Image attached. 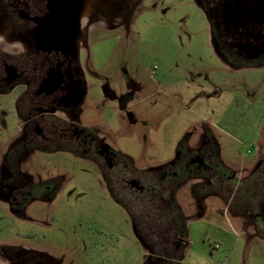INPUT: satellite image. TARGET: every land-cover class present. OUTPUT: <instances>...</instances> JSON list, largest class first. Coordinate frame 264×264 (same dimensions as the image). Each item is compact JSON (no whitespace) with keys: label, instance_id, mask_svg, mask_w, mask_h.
<instances>
[{"label":"rangeland","instance_id":"1","mask_svg":"<svg viewBox=\"0 0 264 264\" xmlns=\"http://www.w3.org/2000/svg\"><path fill=\"white\" fill-rule=\"evenodd\" d=\"M126 11L95 22L78 121L138 171L169 163L180 143L190 151L212 140L223 170L211 190L224 198L202 176L178 189L176 202L190 214L181 264H264V231L253 227L246 202L264 180L256 171L264 159V63H228L197 0H127ZM84 28L88 34L87 22ZM19 91L0 94V247L41 264H145L151 248L92 161L21 146L10 171L16 176L5 180L22 136ZM9 181L26 186L21 203L1 191Z\"/></svg>","mask_w":264,"mask_h":264},{"label":"flooded vegetation","instance_id":"2","mask_svg":"<svg viewBox=\"0 0 264 264\" xmlns=\"http://www.w3.org/2000/svg\"><path fill=\"white\" fill-rule=\"evenodd\" d=\"M126 1L0 0V94L20 90L15 112L22 132L10 150L8 170L18 166L15 161L19 155L17 147L68 150L98 166L109 183L113 198L129 210L135 226L155 230L168 223L166 217L154 215L155 209H162L164 202H169L174 210L176 191L190 177H205L209 192L221 197L217 187L211 188L223 169H219L220 162L213 157L216 155L214 142L205 137L190 151H187L189 143H180L177 156L169 163L138 171L129 165L132 162L128 157L113 150L105 138L84 128L78 121L89 63L86 47L97 30L95 22L101 16L127 14ZM197 1L206 11L212 36L228 63L237 67L264 63V0ZM86 22L88 34L84 28ZM106 28L113 27L107 25ZM256 168L264 178V159ZM9 172L5 180L16 176ZM188 172L191 174L185 176ZM226 181L230 184L234 177L229 176ZM116 182L122 184L121 189L115 187ZM262 182L258 189L250 188L246 201L253 212L251 223L259 231H264V180ZM20 183H1V191L9 195L11 204L21 203L20 193L26 186ZM126 191L129 195L132 193L134 205L123 200L122 194ZM172 240H175L174 235L154 241L174 246ZM4 257L7 261H1ZM0 264L41 263L28 259L24 253L0 247Z\"/></svg>","mask_w":264,"mask_h":264},{"label":"trees","instance_id":"3","mask_svg":"<svg viewBox=\"0 0 264 264\" xmlns=\"http://www.w3.org/2000/svg\"><path fill=\"white\" fill-rule=\"evenodd\" d=\"M173 211L176 212V208L174 210L171 209V205H165V207L162 209H155L156 214L154 215H159L162 218L166 217V222L168 223L166 226L157 228L155 230L146 229L149 235L146 234L141 227L136 226L141 239L145 241L146 244L151 248V256L147 260V262H145V264H181L182 250L184 249L183 247L187 244L186 225L183 218L179 223H176V214H174ZM150 234H154L155 236H152ZM168 235H174L175 240H172L175 242L174 246H167L163 243H158L159 246L161 245V249H155L153 248V244L148 242V236H150V239L151 237H154V240L156 239L158 242H160V239L166 238L168 237ZM157 241L155 242L157 243ZM167 254L169 255V257L166 256ZM158 255L165 256V260H159L155 257Z\"/></svg>","mask_w":264,"mask_h":264},{"label":"crops","instance_id":"4","mask_svg":"<svg viewBox=\"0 0 264 264\" xmlns=\"http://www.w3.org/2000/svg\"><path fill=\"white\" fill-rule=\"evenodd\" d=\"M199 188V187H198ZM197 189V188H196ZM178 198V192L176 191V199ZM178 200V199H177ZM127 211V213L130 216V212L125 209ZM174 214H176V223H179L181 221V219L183 218L186 221L187 215H190L187 212H184V209L180 206L179 203L176 202V212L173 211ZM186 236H187V231H186ZM187 242H188V236H187Z\"/></svg>","mask_w":264,"mask_h":264},{"label":"built area","instance_id":"5","mask_svg":"<svg viewBox=\"0 0 264 264\" xmlns=\"http://www.w3.org/2000/svg\"><path fill=\"white\" fill-rule=\"evenodd\" d=\"M213 248H217V245H215Z\"/></svg>","mask_w":264,"mask_h":264}]
</instances>
